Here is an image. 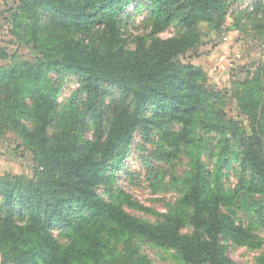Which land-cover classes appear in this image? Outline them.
I'll list each match as a JSON object with an SVG mask.
<instances>
[{"label":"trees","instance_id":"16d2710c","mask_svg":"<svg viewBox=\"0 0 264 264\" xmlns=\"http://www.w3.org/2000/svg\"><path fill=\"white\" fill-rule=\"evenodd\" d=\"M134 1L21 0L20 6L30 15L35 33L39 32L40 7L51 10L62 29L82 31L80 38L74 37L75 33L57 35L55 41L34 34L38 46L45 50L43 60L15 63L8 71L0 72V81L7 79L10 83L17 78L24 89L32 88L22 97L12 95V111L4 116L16 127L27 116L38 121L31 139L25 142L33 152V176L0 178V195L8 207L19 199L32 222H40L43 228L60 226L69 231L65 235L67 243L56 246L47 236L33 239L29 233L18 242L11 241L7 248H0L7 263L153 264L139 253L135 243L136 239H144L176 250L187 264H237L226 257L219 237L224 234L242 244L249 232L221 211L233 200L231 190L224 188L222 172L238 142L241 151L236 156L249 176L248 194H264V63L258 76L240 82L235 93L242 113L250 120L249 132L244 123L228 119L226 94L207 88L201 68L178 59L203 43L202 24L213 30L223 23L222 0H143L148 3L150 22L156 31L176 23L183 32L172 39L139 42L135 50L125 52L117 25L123 10ZM96 25L104 27L103 36L93 35L91 44L85 45L83 33L91 34ZM106 34L112 39L102 44ZM5 56L6 51L0 48V59ZM56 68L82 79L89 99L81 122L90 118L99 137L91 148L80 145L82 131L77 124V129L70 125L61 133L48 135L58 117L56 92L43 77ZM105 86L116 89L121 98L107 129L99 100ZM28 99L35 105L32 110L25 105ZM151 104L158 105L169 123L183 121L179 141L190 161V171L181 182L186 191L177 202L178 211L170 212L166 222L158 224L130 216L97 193L100 185L111 182L108 171L116 167L110 165L116 151L145 123L143 113ZM203 129L213 131L218 140L212 173L206 171L200 159L206 146L200 134ZM102 143L103 148L98 149ZM242 181L240 185L245 188ZM247 208L259 223H264L262 202L247 203ZM67 210L73 211L65 214ZM184 221L192 227L191 235L181 234ZM4 232L1 242L10 238L7 230Z\"/></svg>","mask_w":264,"mask_h":264},{"label":"rangeland","instance_id":"374dc122","mask_svg":"<svg viewBox=\"0 0 264 264\" xmlns=\"http://www.w3.org/2000/svg\"><path fill=\"white\" fill-rule=\"evenodd\" d=\"M222 3L224 7L220 12L224 20L220 27L212 30L202 24L203 43L178 59L201 68L207 88L226 94L225 112L228 119L244 123L250 132V120L242 113L235 93L240 82L258 76L260 66L264 63V0H222ZM20 5L21 0H0V48L6 51V56L0 59V72L8 71L15 63L35 64L43 60L45 50L38 46L34 34L41 38L46 35L54 40L57 35L75 33L74 37L80 38L82 30L62 29L54 13L43 7L38 9L39 32L35 33L30 15ZM150 19L148 3L143 0H136L123 10L117 30L125 52L135 50L139 42L149 43L152 38L172 39L183 32L176 23L156 31ZM91 31V34L83 33L85 45L91 44L93 35L101 38L105 29L96 25V28L92 26ZM109 39L112 38L106 34L102 44L108 43ZM16 79L10 83H7V79L0 81V178H31L34 173L33 152L25 142L31 139L38 124L37 119L24 116L16 127L8 116H4V113L8 115L12 111L9 105L15 102L12 95L22 97L32 92L31 87L24 89L23 83ZM43 81L48 82L56 92L58 117L48 129V135L52 137L61 133L70 125L77 129L78 125L82 131L79 133L80 145L91 148L99 137L90 118L81 122V113L89 99L82 79L62 68H56L47 72ZM104 90L99 100L104 107V128L107 129L114 119L115 109L117 111L120 106L121 98L116 89L105 86ZM49 91L47 89L46 93ZM25 105L30 110L35 106L29 99ZM162 114L158 105L147 106L143 113L145 123L131 133L110 163L116 166L108 171L111 182L97 188V193L105 201L120 206L134 218L152 224L164 223L170 212L178 211L177 202L186 191L181 182L190 171L189 158L179 141L183 121L169 123V118H164ZM200 134L206 143L200 159L206 171L212 173L219 151L218 140L213 131L203 129ZM237 143L232 147L231 156L225 160L222 172L224 188L231 190L233 200L223 205L221 211L230 215L237 226L247 230L249 238L240 244L222 234L219 241L231 261L237 264H264V223H259L247 208V203L253 201L264 204V194H248L249 176L241 168L239 156H236V152L241 151ZM99 145V148L96 147L102 149L104 143ZM243 178L245 180L242 181ZM241 181L245 188L241 187ZM72 211L67 210L65 214ZM4 230H7L10 238L0 241V248H7L11 241L18 242L28 233L33 239L47 236L52 246H56L57 243H67L65 235L69 234L68 230L60 226L43 228L40 222H32L19 199H15L8 207L0 195V235ZM180 232L191 235L193 229L184 221ZM135 243L139 253L146 255L153 264H187L174 249L159 247L144 239H136ZM2 258L0 249V264Z\"/></svg>","mask_w":264,"mask_h":264},{"label":"water","instance_id":"95a60500","mask_svg":"<svg viewBox=\"0 0 264 264\" xmlns=\"http://www.w3.org/2000/svg\"><path fill=\"white\" fill-rule=\"evenodd\" d=\"M2 264H6V261L4 258H2Z\"/></svg>","mask_w":264,"mask_h":264}]
</instances>
